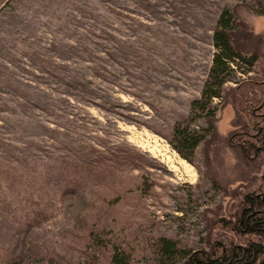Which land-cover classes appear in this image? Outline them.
<instances>
[{"label": "rangeland", "instance_id": "obj_1", "mask_svg": "<svg viewBox=\"0 0 264 264\" xmlns=\"http://www.w3.org/2000/svg\"><path fill=\"white\" fill-rule=\"evenodd\" d=\"M224 9L233 44L258 60L231 64L208 117L192 101L211 80ZM263 112L264 0H0V170L51 187L65 166L73 180L11 249L22 264H112L116 250L163 264L156 243L168 237L189 250L176 264H191L231 240L264 247L243 213L248 194H264V150L244 155L236 143L249 136H233L256 133ZM176 127L205 136L191 159ZM180 160L192 174L172 169Z\"/></svg>", "mask_w": 264, "mask_h": 264}, {"label": "trees", "instance_id": "obj_2", "mask_svg": "<svg viewBox=\"0 0 264 264\" xmlns=\"http://www.w3.org/2000/svg\"><path fill=\"white\" fill-rule=\"evenodd\" d=\"M232 21H235L233 13L229 9H224L214 26V44L218 50L214 56L211 80L206 84L202 97L192 101L193 108L208 117H212L217 109L211 104V99L214 96H220V88L227 79V73L232 69L231 64L241 61L253 67L258 60L257 52L247 55L235 47L232 39L234 31ZM241 85L242 83H239L236 90H239ZM263 133L264 130L255 137L246 138V153L252 154L256 148L260 149L258 142L264 145ZM175 137L176 149L182 156L191 159L196 147L205 136L198 131L190 130L189 127H176ZM60 170L62 173L60 172L59 176L63 177V180L60 181V184L51 187L47 183L37 181L38 177L35 175L20 173L21 170L15 167L8 166L4 173L0 170V216L5 224V229L0 230V264H22L20 256L11 249V246L16 242V231L29 228L46 219L52 210L50 208L52 205L48 206V199L51 200L54 197L58 201L65 195L71 186L69 183L73 180L68 176L70 168L64 166ZM251 200L256 207H253L252 210L257 209V211L252 214V218L249 220L250 229L264 237V202L252 197ZM232 241L227 243L228 246L221 256L215 252L195 250L189 256V260L191 264H224V261L227 264H237L235 260L240 257L245 261L242 264H264V256L261 257L264 255V247L251 240H248L247 245L233 246ZM93 242L96 243L97 239ZM156 252L163 264H176L179 259L187 258L189 255L188 249L180 247L176 240L168 237L158 239ZM26 259L28 262V258ZM47 259L49 263L53 261L51 256H48ZM122 259L116 250L112 255V264H126L127 261Z\"/></svg>", "mask_w": 264, "mask_h": 264}, {"label": "flooded vegetation", "instance_id": "obj_3", "mask_svg": "<svg viewBox=\"0 0 264 264\" xmlns=\"http://www.w3.org/2000/svg\"><path fill=\"white\" fill-rule=\"evenodd\" d=\"M255 115H258V116L259 115L260 116L262 115V117H264V112L263 113H258V114L256 113ZM262 130H264V124L260 125V127L258 128V131L256 133H250V132H247L246 130H241V131H239V132H237L235 134L236 135H239V136L241 135V136L255 137V136L259 135ZM235 134L233 136H236ZM236 144L239 145L241 147V149L243 150L244 154L248 156V154L245 152V141L238 140ZM259 147H261L264 150V146H259ZM248 196L249 197L246 200H247V202H249V204H250L249 207L250 208L253 206V202L251 200V197H255V198H258V199H261L262 201H264V194H251L250 193V194H248ZM250 208L246 207L245 210H243V213L245 211L248 212L247 213V216H246V224L247 225L249 224V220L252 218V214H254L256 212V210H254V212H252L250 210ZM240 259L242 260V262H245L244 259L243 258H240V257L237 258L235 260V262H237Z\"/></svg>", "mask_w": 264, "mask_h": 264}, {"label": "bare ground", "instance_id": "obj_4", "mask_svg": "<svg viewBox=\"0 0 264 264\" xmlns=\"http://www.w3.org/2000/svg\"><path fill=\"white\" fill-rule=\"evenodd\" d=\"M236 135V134H235ZM258 150V149H257ZM245 155V154H244ZM171 167H172V169L174 170V171H176L177 173H179L180 174V171H184V172H186V173H191L192 172V170H191V168H190V165L188 164V163H186V161H184V160H180V162H179V164H174V163H172L171 165H170ZM185 174V173H184ZM192 174V173H191ZM263 184V183H262ZM247 203V202H246ZM249 203V202H248ZM249 205V204H248Z\"/></svg>", "mask_w": 264, "mask_h": 264}, {"label": "water", "instance_id": "obj_5", "mask_svg": "<svg viewBox=\"0 0 264 264\" xmlns=\"http://www.w3.org/2000/svg\"><path fill=\"white\" fill-rule=\"evenodd\" d=\"M256 155H257V152H256V154H255L254 156H250V155H249V157L253 158V157H255Z\"/></svg>", "mask_w": 264, "mask_h": 264}]
</instances>
